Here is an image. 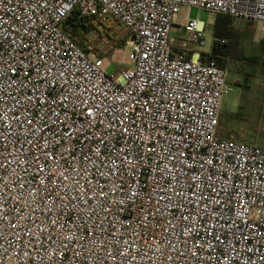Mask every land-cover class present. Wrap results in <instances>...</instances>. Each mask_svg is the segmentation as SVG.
Wrapping results in <instances>:
<instances>
[{"label":"built area","instance_id":"obj_1","mask_svg":"<svg viewBox=\"0 0 264 264\" xmlns=\"http://www.w3.org/2000/svg\"><path fill=\"white\" fill-rule=\"evenodd\" d=\"M192 8L264 34V0H0V264H264V148L219 137Z\"/></svg>","mask_w":264,"mask_h":264},{"label":"rangeland","instance_id":"obj_2","mask_svg":"<svg viewBox=\"0 0 264 264\" xmlns=\"http://www.w3.org/2000/svg\"><path fill=\"white\" fill-rule=\"evenodd\" d=\"M188 14L189 19H196L205 24L204 40L205 46L200 49L201 52H209L212 43V27L215 15L205 11L192 8L187 13L182 10L176 21L175 28L171 35L180 38L183 17ZM246 21L234 20L236 26H243ZM254 25V24H253ZM185 39V38H184ZM264 41V34L260 33V25H254V35L248 37L245 45L246 55L253 54L257 50V44ZM131 48L124 46L120 48L112 57V60H104L106 72L111 74L118 68H129L131 63L129 56ZM244 77L234 69L227 70V80L231 85V92L223 99L221 106V119L219 126V137L230 140H236L252 145L264 147V78H254L248 83L249 88H239L236 82H240ZM241 106L240 113L242 118L233 119L226 117L228 113H235ZM226 118L225 120H223Z\"/></svg>","mask_w":264,"mask_h":264},{"label":"trees","instance_id":"obj_3","mask_svg":"<svg viewBox=\"0 0 264 264\" xmlns=\"http://www.w3.org/2000/svg\"><path fill=\"white\" fill-rule=\"evenodd\" d=\"M84 27L76 14H71L65 21L63 29L79 46H83L84 36L79 28ZM212 43L208 59L214 60L215 64L223 69H234L244 79L236 82L239 88L248 89V83L258 75L264 77V41L259 42L256 52L250 55L245 53V45L248 37L254 35L253 23L246 22L243 26H236L234 19L221 14H216L212 27ZM241 106L235 113H228L226 117L233 119L242 118ZM221 119V116H220ZM224 118L223 120H225ZM249 144V143H247ZM262 147V146H260ZM264 148V147H263Z\"/></svg>","mask_w":264,"mask_h":264},{"label":"crops","instance_id":"obj_4","mask_svg":"<svg viewBox=\"0 0 264 264\" xmlns=\"http://www.w3.org/2000/svg\"><path fill=\"white\" fill-rule=\"evenodd\" d=\"M256 78H264L262 75H258Z\"/></svg>","mask_w":264,"mask_h":264}]
</instances>
